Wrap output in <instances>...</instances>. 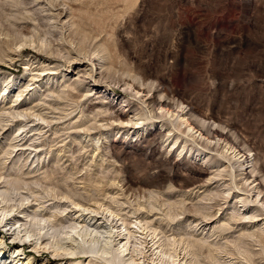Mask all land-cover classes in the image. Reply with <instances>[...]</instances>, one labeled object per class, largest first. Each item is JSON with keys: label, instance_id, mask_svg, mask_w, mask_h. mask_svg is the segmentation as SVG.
<instances>
[{"label": "rangeland", "instance_id": "1", "mask_svg": "<svg viewBox=\"0 0 264 264\" xmlns=\"http://www.w3.org/2000/svg\"><path fill=\"white\" fill-rule=\"evenodd\" d=\"M43 41L47 49L40 47ZM44 61L53 68L44 73H52L51 79L31 82L40 74L36 70L48 67ZM90 68L94 76L84 86L94 84L93 80L97 90L88 100L76 83L86 78L81 72ZM135 77L154 83L198 119L222 126L227 134L223 140L218 136V147L212 144L208 152L198 155L203 146L188 138L180 154L186 134L174 131L169 138L159 121L140 132L130 126L120 128L111 120L108 123L109 117L99 111L104 102L98 95L105 93L109 102L105 105L112 113L121 109L124 100L138 104L119 83ZM19 91L23 94L17 100ZM11 107H20L21 113L47 111L51 119L41 133L24 126L26 122L18 116L0 120V175L37 171L28 178L36 177L57 190L39 193L42 204L37 202L29 214L41 213L39 206H44L46 216L73 210L64 198L71 191L73 200L86 207L95 203L111 206L131 219L149 215L167 228L168 235L180 229L191 231L200 220L196 206L208 193L197 187L214 188L230 181L229 173H223L215 183L207 182L216 170L206 169L208 164L214 166L213 161H220L221 170L232 163L230 168L235 170V161L228 158L237 152L250 153L257 176L250 187L262 189L260 198H264V0H0V110ZM17 136L25 138L20 143L24 146L12 148L18 143L13 140ZM177 137L181 138L174 146ZM29 145L40 150L39 160L34 162L32 154L25 167L14 166L20 149H29L22 161L30 155ZM235 184L233 192L256 198L240 190L245 187L240 176L235 177ZM151 193L156 200L149 199ZM219 201L203 203L215 205L211 213L224 223L229 217L217 215V210L220 206L231 212L235 200L229 206ZM65 218L59 219L68 225ZM258 219L264 223V213ZM235 223L232 234L237 236L242 227ZM2 231L0 226V237ZM6 244L11 249L24 245L26 255L36 257V264L68 262L66 256L55 257L47 250L31 252L28 242L10 240ZM251 247L259 252L258 244ZM75 256L86 262L85 256ZM252 264H264V255L254 256Z\"/></svg>", "mask_w": 264, "mask_h": 264}, {"label": "bare ground", "instance_id": "2", "mask_svg": "<svg viewBox=\"0 0 264 264\" xmlns=\"http://www.w3.org/2000/svg\"><path fill=\"white\" fill-rule=\"evenodd\" d=\"M35 39L36 38H34V40ZM40 47L47 49L49 45L43 41ZM9 59H11L10 61L14 60L12 55ZM42 64L48 67L36 70L40 72V74L37 73L36 76H33L31 82L34 81L36 83L39 78H42L40 81H43L45 78L47 81L51 79L50 76L52 73L46 74L45 76L44 73L53 70V68L49 67L50 63L48 62L44 61ZM102 68L103 65H101V69ZM81 73H83V76L86 78L82 80L79 79L76 85L79 84V87H83L85 90L84 97L89 100L92 93L97 90L96 82L91 80L90 82L94 84L88 85L87 87L84 85L87 78H93L94 70L90 68ZM129 79L131 80V78ZM119 83L121 86L118 85L122 87L126 93H129L133 98H137L138 104H132V101L129 102L124 100V104L122 105L123 108L121 107L119 111L112 113L110 107L105 105L109 103L105 100L107 99L105 93L98 95L99 98L103 99L102 102H104L100 106L99 111L103 115L105 114L109 117L107 119L109 120L108 123L111 121L117 122L120 124V128L130 126V128H134L137 132H140L145 128H149V126H153L156 121H159L158 123L160 124L161 131L166 132L169 138L170 134L174 131L179 132L181 135L186 134L187 139L185 138L184 142H180V144L183 142L180 154L186 149L189 142L188 138H192L193 142L198 141L201 143L199 146L202 145L203 147H200L204 149L201 152L198 151V155H200L206 151L208 152L212 144L218 147L219 142L221 143V141H218L220 137L217 139L218 136H221L222 139L224 134H227L224 133L225 131L222 129V126L214 123V121L208 122V120L206 121L195 117L191 110H186L182 107V103L172 100L173 98L171 99L167 94H163L152 82H146L141 78L135 77L131 81L123 79ZM54 91L55 90L51 93H54ZM22 94L23 91H19L17 100ZM34 94H36L35 91ZM60 97L61 96H59V98ZM62 99H64V97ZM43 103L46 104L45 101ZM48 105L52 107L50 104ZM19 108L20 107H11L8 110L1 109L0 120H2L4 116H18L23 118L26 122V125L23 124L24 126L31 125L34 132L40 131V133L42 132V126L50 125L51 119L48 117L47 111L46 113L43 111L21 113L18 112ZM85 115L84 113V116ZM111 124L113 125V123ZM107 127H110V125ZM174 135L175 134L172 136ZM180 138L177 137L175 139L174 146H177ZM210 138H214L212 141L215 140V142L212 143ZM13 140L18 143L12 145V148L24 146L20 144L25 140L24 137L19 138V136H17ZM216 146L214 150L218 153L219 150ZM29 147L31 152L30 155L25 158V161H22L25 154L24 151L29 149H20L19 154H16V158L18 159L19 157V159L18 161H13L14 166L20 163V169L25 167L32 154L33 160L36 159L34 162L39 160L40 150L38 151L34 145H29ZM227 147L228 146H226L225 151H227ZM231 149H233V147ZM190 152H192V150H190ZM206 154V158L210 159L211 155L209 153ZM220 154L222 153H219V155ZM249 154L250 153L246 154V152L245 154L244 152L243 154L237 152L233 154L231 158H228V155L225 154L229 161H235L237 165L235 166V168L237 167L235 170L234 168H230L232 163L230 164L231 166L226 165V167L221 170L220 167L222 164L220 161H213V158L210 159L213 161L214 166L211 167L208 164L209 168L206 166V169L215 168L216 170L211 173L213 177H207L209 178L207 182L210 184H212V182L215 183L217 180L216 177H222L221 174L224 175L223 173H229L228 177L230 181L228 182L226 180L228 182L227 184L217 185L214 188L207 187L206 185L197 187L199 190L205 188V191H208V193L201 196L196 206L197 209H195L196 213L200 215V220L196 221L191 231L180 229L179 232L175 231L169 235L168 233L170 232L167 228L161 226L160 223H157L153 219H150L149 215L136 216V214V217L133 215L134 219H131L129 218L130 216L122 214V210H115L111 206L105 207V205L93 203L94 205L90 204L86 207L80 205L81 203H77L78 201L75 202L73 200L74 194L71 191L68 193L66 192L64 198L70 201L71 205H73V210L67 211L66 209L61 212L57 210L51 212L49 216H46V214H43L44 206H39V209H43L40 210L41 213L34 212L32 214L31 212V214H29V210L34 208L37 202L42 204L39 193H43L42 191H44L46 194H52V192L56 190V187L52 186V184L45 186L39 181L40 179L37 180L38 178L36 179V177L28 178L29 175L36 174L37 171L24 174L19 170L20 175L19 173L8 174L5 177L0 175V226L3 230L0 237V264L37 263L36 257L33 254L26 255L24 245L11 249V247L6 244L7 241L10 240H19L24 244L28 242L32 248L31 252L34 253L47 250L55 257L66 256L68 259L66 264H252L254 256L257 254L264 255V223L260 224L258 219L260 214L264 213V198H260L262 189L260 190L254 186L250 187L256 182L257 176L255 175V159ZM53 172L54 171H51L48 177H50ZM237 173L238 175H236ZM236 176H240L241 180L244 181L243 185L245 187H242L240 190L248 191L250 194L249 196H256L254 200L246 197L244 194L233 192V188L236 186ZM250 179H253V182ZM22 191H26V196L24 195L25 192ZM31 197H33V199H31ZM148 197L150 200L155 199L154 193H151ZM198 197H200V195H198ZM45 199H47V197ZM186 199H188V197H185L181 202ZM219 199L220 201H224L227 206H229V202L235 200L234 205L231 207V212L227 213L228 211L220 206L217 210V215L221 213L223 218H226V216L229 217L224 220V223H221V217L217 218V216L211 213L215 205L203 203L204 200H208V202L216 201V203H218L217 200ZM24 202H28V204H26L27 206L24 205ZM251 202H253V205H250ZM238 203L241 205L239 208L236 206ZM154 207L155 206L151 209L154 210ZM182 208L185 209L184 207ZM228 208L230 209V207ZM14 211L16 212L15 215L12 214ZM66 211L67 214L65 213ZM70 212L71 214L67 217ZM133 214H135V212H133ZM167 215L171 216V214ZM60 217H66L65 222L68 223V225L62 224L63 220L59 219ZM234 221L237 222L235 224H240L242 227L237 236L232 234L235 232L232 231L234 230L232 226ZM230 237L233 238V240H229ZM252 244H258L260 247L259 252L252 249ZM75 255L85 256L86 262L84 263V261L74 259L73 256ZM40 264H62V262H51L48 260Z\"/></svg>", "mask_w": 264, "mask_h": 264}]
</instances>
